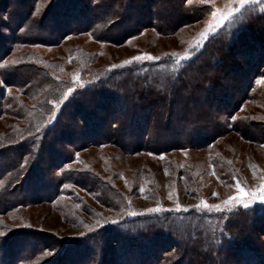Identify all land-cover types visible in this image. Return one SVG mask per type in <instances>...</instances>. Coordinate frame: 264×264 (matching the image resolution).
<instances>
[{
	"label": "rangeland",
	"instance_id": "rangeland-1",
	"mask_svg": "<svg viewBox=\"0 0 264 264\" xmlns=\"http://www.w3.org/2000/svg\"><path fill=\"white\" fill-rule=\"evenodd\" d=\"M141 2L140 12L132 11L127 3L128 16L119 20L116 31L104 23L98 33L119 37L127 26L146 20L151 12L162 19L173 15L166 7L155 6L154 0ZM195 2L204 5L201 18L176 32L163 34L148 27L126 40L111 42L95 39L89 31L73 32L84 27L89 17L98 15L84 11L75 20V0H0V40L6 50L0 59V208L5 207L0 214V233L5 234L0 237V264H38L45 254L51 255L50 264H125L124 257L117 260L120 254L114 249L120 237L113 236L117 240L113 244L102 230L109 223L97 228L98 222L119 221L125 208L142 210L141 219L134 222L133 228L140 227L141 232L159 228L172 233L173 242L163 245L168 247L164 257L169 261L182 256V264H264V234L259 233L264 227V202L257 199L250 209L235 201L226 208L223 204L240 194L237 182L244 189L245 200L250 199L248 193L264 184V140L260 139L264 129V83L257 82L264 75V66L253 78L247 99L242 94L248 72L238 77L236 90L241 92L237 96L236 90H228L230 97L226 98L227 93L211 94L207 88V94L193 98L178 91L173 100L167 99V87L173 85L176 72L191 60L195 64L202 62L198 55L217 35L240 30L234 53L224 51L229 60L242 63L244 58L238 53L243 47L242 27L253 16L250 12L261 16L264 11L259 4L231 5L240 11L209 31L207 39L194 47L213 19L212 10H223L227 0ZM25 13L30 14L28 19L23 18ZM35 21L39 25H33ZM263 22L264 19L256 22L258 32ZM12 30L16 31L18 42L29 38L32 41L14 44ZM255 30L253 34L259 35ZM231 36L226 34L228 41ZM185 53L190 58L177 64ZM141 54L159 59L111 68ZM229 60H225L228 65ZM216 64L219 61L213 60L207 67L208 78L217 73ZM23 65L22 71L16 69ZM9 75H14V82L8 80ZM77 78L83 88L74 84ZM150 83L164 94L150 97ZM70 86L75 89L71 94ZM139 93L150 103L139 99ZM235 96L239 105L231 112ZM217 100L231 116L221 117V122L227 119L225 132L212 138V121H206L204 126L200 120L191 125L188 122L195 115L213 117L220 110ZM73 101L79 104L74 106ZM180 101L187 102L185 117ZM185 128L188 133L182 131ZM198 128L202 133L196 135ZM205 138L209 139L204 147H169L172 142L182 145L205 142ZM147 146L153 150H146ZM157 148L163 152H155ZM26 160L27 166L22 168ZM10 161L21 169L16 190L7 188L1 176ZM31 164L37 174L21 185ZM48 182L50 188L45 191L42 187ZM65 184L69 187L65 188ZM7 190L14 191L8 198L15 199L14 203L5 202ZM48 192L56 194L53 197ZM118 193L129 199L114 197ZM260 194L264 193L257 192ZM202 201L221 205L224 210L203 209ZM17 203L22 206L17 207ZM177 203L182 206L180 211L175 210ZM11 205L15 207L6 210ZM157 206L166 211L145 213V209ZM89 227L94 231L89 232ZM79 236L82 242L76 244L65 245L60 240ZM154 246L157 253L159 245ZM6 253L5 261L1 257ZM154 258L139 259L137 264H153Z\"/></svg>",
	"mask_w": 264,
	"mask_h": 264
},
{
	"label": "trees",
	"instance_id": "trees-1",
	"mask_svg": "<svg viewBox=\"0 0 264 264\" xmlns=\"http://www.w3.org/2000/svg\"><path fill=\"white\" fill-rule=\"evenodd\" d=\"M59 0H53V3ZM143 0H75V14H78L75 17L76 19H79L81 14L83 15L84 11L85 12H91V13H97L98 15H95L93 17H89L87 19V23L84 27L75 30L73 32H79V31H84L87 32L89 31L91 33V35L93 37H95V39H98L100 41H102V39H104L105 41H123L126 40L127 37L129 36H133L137 33H139L141 30L148 28V27H152L154 29H156L159 33H163V34H169V33H173L176 32L178 29H180L182 26L192 23L198 19L201 18V14L204 12V8L202 6H204L202 4L198 5L196 4L195 0H154L155 2L153 3L155 6L157 5L158 8L161 7H166L170 12L171 15L170 17H164L163 19L159 17V14H154V13H149L147 15L146 20H137L132 27L127 26V28L123 31L122 35L119 37H109L107 35L103 36L101 34V32L98 33V31H100L102 25L105 23H108L107 28L108 29H114L115 31L118 29L119 25V20H123L128 16L127 13V6L129 5L130 8L132 9V11L134 12H140L141 8H142V2ZM131 2V4H130ZM73 3V2H72ZM127 3H129L127 5ZM73 5V4H70ZM127 5V6H126ZM153 5V6H154ZM73 8V7H72ZM101 8H104L105 11H101ZM203 8V9H202ZM83 11V12H82ZM257 13V12H255ZM250 14H252L253 16L251 18H249L247 20V23L245 25V27H242V29L244 30L243 33L240 34V36L242 37V39L240 40L243 43V47L242 49L238 50V53H241V55L243 56V64L241 62H238L237 60L233 59V60H229V58H227V53H234V45L236 44V38L239 34V31L235 34V31H233L232 29L230 30V33L227 31L222 35H217L216 39L213 40L214 42L207 45L206 47L204 46V48H202V53L199 54L198 56H200L202 58V62L195 64L194 60H191L189 62H191L187 67H183L181 69H179L176 72V76L173 78V85H170L167 87V89H169V95L170 96H166L167 99H172L177 95L178 91H181L183 93H189L187 94L189 98H193L196 96V94H200L205 92V94H207L206 89L211 91V94H213L214 91H216V95L217 93L221 96V95H225V93H227L226 98L230 97L228 96V90H236V86H237V82H239V75L245 74V72H248V79H246V83H245V87H244V94H242L244 97V99H247L248 96H250V94H248V90L251 89L253 86V78H256L259 71L258 69L262 66H264V22L262 25L259 24V26L262 28V30H260V32L257 31V26H256V22L259 23V20L264 19V15L258 16L257 14H254L252 12H250ZM256 15V16H255ZM73 15H71L72 17ZM30 17V14L27 15V13H25L23 15V18L28 19ZM254 17V18H253ZM23 20V19H22ZM257 20V21H256ZM262 23V22H261ZM33 25H39V21L38 22H34L32 23ZM41 24V23H40ZM33 27V26H31ZM257 28V29H256ZM256 29V30H255ZM71 29H69L68 31L70 32ZM254 30L257 31V33L255 34H259V35H254ZM107 31V30H106ZM12 32L14 33L13 37V43L17 44L18 42V37L17 35H15L16 31L12 30ZM68 32V33H69ZM234 32V34L232 35V33ZM226 34H229L230 37V41H228V37H226ZM96 35V36H95ZM1 36V34H0ZM103 36V37H102ZM234 37V38H233ZM227 38V39H224ZM30 41H32V39H24V41H20L18 43V45H21L22 43H30ZM0 42L2 43L1 48H3V52L0 53V59L1 57L4 55V53L6 52L5 50V44L0 40ZM11 44V43H10ZM0 48V49H1ZM7 49V48H6ZM224 49H227V53L224 51ZM5 51V52H4ZM229 60V65L227 64V62L225 60ZM215 61L218 60L219 64L217 65V73H214L213 76L211 78H208V76H206L205 71H208L207 67H209L211 61ZM16 67V66H15ZM24 65L22 67H18L16 69H18L19 71H22L24 69ZM34 69V68H32ZM195 72V73H194ZM19 74V73H18ZM21 76L23 78H26V74L22 73ZM228 76L227 79H225L224 77ZM13 77L14 75H9L8 76V80L10 82L13 81ZM239 77V78H238ZM212 79H214L215 81H213ZM14 82V81H13ZM167 83V82H166ZM190 83H193V86H190ZM240 83V82H239ZM151 86H148V92L150 94V97L155 96L157 97L159 94H164L163 92H159L158 90H155V86H153L152 83H150ZM14 85H16V87H20L19 84H16V82L14 83ZM166 86V85H165ZM158 88H161L162 85L157 86ZM161 90V89H160ZM177 90V91H176ZM237 91V90H236ZM100 92V91H98ZM136 92V91H135ZM143 92V90H142ZM240 91H237L236 96L238 94H240ZM97 93V92H96ZM94 94V97L97 94ZM111 93V92H110ZM26 94V93H25ZM104 95L102 96L103 100H106V98L104 99V96L106 95V91L103 93ZM138 94V92H137ZM136 94V95H137ZM161 94V95H162ZM210 94V93H209ZM134 95V94H133ZM27 98L30 97L28 96V94L25 95ZM135 96V95H134ZM140 96V97H139ZM236 96L234 97L235 101H234V108L231 110V112H234L237 110L238 108V103L236 100ZM44 97V96H43ZM42 97V98H43ZM137 97L139 99H143L144 101H148L147 98L144 97L143 93H139V95H137ZM215 99V98H214ZM225 99V98H224ZM97 101H99L97 99ZM102 102L103 101H99ZM39 103V104H38ZM148 103H150L148 101ZM36 104L41 105V102H37ZM72 104H74V106L79 104L78 102H72ZM181 106H183L184 111L183 115L185 117V114L187 113L186 107H187V102L186 101H180L179 103ZM216 107L218 108L216 114H214V116L212 117L211 115H206V117L204 116H198L195 115L193 119H191L188 123L191 124H195L197 121H201V125H205V122L212 121V124L210 125V131L211 133L214 135L212 136V138L222 135L225 132V127L227 123V119L221 122V117L223 115L226 114L227 118H230L229 116H231V112H226L225 109L221 108L218 100L216 102ZM169 112V111H168ZM72 113V112H71ZM183 117V118H184ZM168 119V118H166ZM168 121V120H167ZM184 121V120H183ZM230 124L232 125V121H230ZM244 124V123H243ZM243 124H239V127L243 126ZM200 126V125H199ZM237 126V125H236ZM241 130V129H240ZM186 133L187 129L185 128L184 130H182ZM242 134H246L245 131L241 130ZM172 135L174 134V131H171ZM196 135H198V133H202L201 130L198 128L196 129V131L194 132ZM177 135V134H175ZM262 136L260 137V139L264 140V129H263V134H261ZM247 136V134L245 135ZM7 137V136H4ZM3 137V138H4ZM211 136H209L210 138ZM209 138H205L206 141L203 142H196V143H183L182 145L179 144L178 142H172L171 145L169 147L171 148H182V147H197L200 145L206 146L208 139ZM1 139V138H0ZM109 140V139H108ZM97 142V141H96ZM99 143V142H98ZM104 143V142H103ZM146 150H153V147H149L147 146V148H145ZM155 152H163L160 151L159 148L155 149ZM168 149L164 150L167 151ZM58 159V158H57ZM60 159V157H59ZM60 162V161H59ZM12 166L11 168L13 169H9V167ZM33 166V168H31ZM21 169H19L18 167H16V165L12 164L11 161L9 162V164L6 166V172L11 173L10 175L7 174L6 172H4L1 176L2 179L4 181V185H7L10 190H16L18 183L21 181H17L18 179V172ZM13 172V173H12ZM1 174V173H0ZM34 174L36 173V169H35V165L31 164L29 166V169L26 172V175L24 176V179L21 182V185L23 183L26 182V180L28 178H30L32 176H34ZM17 176V177H16ZM38 180L40 179V176H38ZM24 181V182H23ZM11 184H14L13 186H10ZM43 190L48 191L50 188L49 182L48 184H45L43 187ZM8 191V190H7ZM8 197L5 199L7 203L11 202L14 203L15 199H8L11 193H14V191H8L7 192ZM103 193H106L105 191H103ZM49 196H55L56 193L52 194V193H47ZM111 194V193H110ZM109 193H107L106 195H110ZM114 197H118V198H122L123 201L128 200V196L127 195H123V194H115ZM52 199V198H51ZM1 204V203H0ZM2 206V205H0ZM18 206H22L21 203H17V207ZM128 206V205H127ZM15 207V205H11L10 207H8L6 210L9 209H13ZM3 208H0V214L3 212ZM129 211L131 212V210L129 209H124V211L120 214V219H119V223L118 224H111L109 223L107 226H104L102 228L103 233L105 234L106 238L109 236L110 238H112L113 244L117 241L113 239V236L117 235L119 238V241H117L116 246L114 245V249L117 250L116 254L119 252V256L117 258V260H121V258H125L124 262L125 264H137L139 259H141L140 261H143L144 259H146L149 256H153L155 257V261L153 264H182L183 263V257H176V260H168L169 258L167 256L164 257V253L168 251V247L166 248L165 246L163 247V245H165V242H173V237H172V233L168 232L166 229H159V228H155L153 230H150L149 232L145 231V232H141L140 227L138 228H133V225L135 224L134 222H137L141 219L139 214L137 215V218H132L129 215ZM135 211V210H134ZM138 213H142V210H138ZM134 220V221H133ZM264 223V222H263ZM130 228V231L128 230ZM263 229H261L259 232L260 234H264V227H261ZM11 232V231H9ZM9 235V234H8ZM7 235V236H8ZM29 235V234H27ZM30 236V235H29ZM117 237V238H118ZM82 237H76L75 239L72 238H68L69 241H67V239L63 238L60 240L63 242V244H76V242H82L80 239ZM65 239V240H64ZM60 241V242H61ZM103 243H105V240L103 241ZM67 244V245H68ZM153 245H159V250L156 253V246L153 247ZM3 247V245L1 246V248ZM163 247V248H162ZM161 248V249H160ZM90 249V248H89ZM145 250V251H144ZM87 252V251H86ZM89 252V251H88ZM132 252V253H131ZM128 254H131L128 256ZM51 255H43V257L39 260L38 264H50L52 263ZM116 257V256H115ZM7 253L3 254L1 259L3 260H7ZM169 261V262H168ZM81 262V261H80ZM79 262V264H80ZM118 262V261H117ZM152 262L151 261H147V263ZM118 264V263H117ZM120 264V263H119Z\"/></svg>",
	"mask_w": 264,
	"mask_h": 264
},
{
	"label": "snow or ice",
	"instance_id": "snow-or-ice-1",
	"mask_svg": "<svg viewBox=\"0 0 264 264\" xmlns=\"http://www.w3.org/2000/svg\"><path fill=\"white\" fill-rule=\"evenodd\" d=\"M205 2L211 3L212 0H205ZM235 4H239L241 7H244L245 5H248V4H253V5L259 4V5H261V11H264V0H227V3H226L225 8L223 10L220 8H214L212 10L211 15H212L213 19H212V21L209 22L208 28L205 29L204 32L200 33V38L196 40L194 47H199L201 41L207 39V34L209 31H212L215 28L220 27L224 23V21L228 20L230 17H232V15L235 12L240 11L239 8L231 6V5H235ZM172 55L177 56L178 54L173 53ZM189 58H190V54L185 53V55L182 57H179V59H177L176 62H177V64H179L180 60L189 59ZM158 59H159V57L152 56L150 54L135 55V56L130 57L127 60H124L119 65H117V64L111 65V68L116 69V68H121L125 65H131L133 62H139V61H145V60H158ZM257 82L258 83H264V75H262ZM2 83L3 82L0 81V84H2ZM74 84H78V86L80 88L84 87V85L82 83H79L78 78L76 81H74ZM74 90L75 89L70 86L68 88V93L71 94L74 92ZM57 103H59V102H57ZM233 119H235V117H233ZM150 155H151V153H150ZM78 158H79V154L77 153V159ZM26 166H27V160L25 161L24 165H21V167L25 168ZM64 187L68 188L69 185L65 184ZM236 187L238 189H240V194L238 196H235V197H229L227 200H225L223 202L224 208L231 206L232 202H234V201L242 204L245 209H250L251 205L253 203H255V201L257 199H259L261 202H264V194L257 195V192L264 193V184H262L260 186V188L256 190V192L248 193V195L250 196V199H247V200L242 199V197L245 195V193H244V189L240 188L239 182H237ZM140 191L143 192L144 189L141 188ZM213 194L215 195L216 193H213ZM201 203H202L203 209H206L208 211H212L213 209H215L216 211H223L224 210V208H222L221 205H210L206 201H202ZM196 207L199 208L200 205H197ZM181 209H182V206L179 203H177L175 210L180 211ZM183 210L187 211L186 208H184ZM161 211H166V210L163 209L162 206H157V207L145 209V213H159ZM129 214L133 215V216L138 215V213L135 211H131ZM139 214H143V213H139ZM107 223H111V224L115 225V224H118L119 221L118 220H112V221L106 220L103 222V224L98 222L97 228H102L104 226V224H107ZM93 231H94V229L89 227V232H93ZM4 235H5L4 233H0V237H3ZM79 235L83 237L86 234L85 233H79Z\"/></svg>",
	"mask_w": 264,
	"mask_h": 264
}]
</instances>
